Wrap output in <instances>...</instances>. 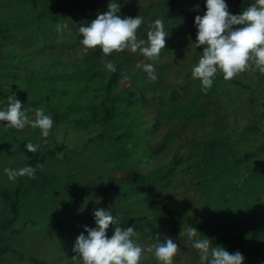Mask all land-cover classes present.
<instances>
[{"label": "rangeland", "instance_id": "obj_1", "mask_svg": "<svg viewBox=\"0 0 264 264\" xmlns=\"http://www.w3.org/2000/svg\"><path fill=\"white\" fill-rule=\"evenodd\" d=\"M166 1L0 0L1 25L48 22L40 31H18L0 52V107L14 93L30 117L39 108L53 119L46 137L0 122V227L16 216L0 232V248L9 249L0 264H82L73 245L87 235L85 226H96L97 209L137 232L135 243L145 249L140 264H159L154 247L146 249L167 238L178 246L174 264H200L189 227L212 246L239 251L244 264H264V74L252 66L225 81L218 71L202 91L192 69L204 48L195 46L194 18L206 12L205 0ZM251 1L226 3L239 14ZM113 3L121 18L142 17L138 39L147 41L152 22L163 21L169 35L158 58L83 51L79 27ZM4 35L0 46L10 41ZM25 51L45 54L33 72L18 54ZM145 63L152 73L142 70ZM28 142L38 145L35 176L9 181L4 169L28 166L20 149ZM100 183L107 189L94 188Z\"/></svg>", "mask_w": 264, "mask_h": 264}, {"label": "clouds", "instance_id": "obj_2", "mask_svg": "<svg viewBox=\"0 0 264 264\" xmlns=\"http://www.w3.org/2000/svg\"><path fill=\"white\" fill-rule=\"evenodd\" d=\"M206 12L203 16L194 18L197 29L196 48L203 45L198 63L192 69L194 78L199 79L201 90L206 92L214 83L218 71L223 79L229 81L239 73L254 66L264 74V0H255L239 14H232L228 10L226 0H205ZM117 3L108 7V11L78 29L80 44L87 53L90 49H99L108 56L113 52L128 50L139 52L145 58L155 60L161 50L165 49V39L169 35L165 31L163 21L159 18L152 22L147 33V41L137 38V29L142 24V17L121 18ZM241 26V27H234ZM66 25H57L61 31ZM105 67L115 71L111 61L105 62ZM147 73L154 71L151 63L142 65ZM152 79H155L153 76ZM5 107H0V122H7L5 128L13 127L22 130L25 126L38 128L41 136L46 137L53 126V119L43 109L34 110V118L28 115L29 110L22 108L21 101L13 93L6 100ZM30 152H35L38 145L28 142L25 145ZM9 181L17 177L34 178L35 169L25 166L19 169H4ZM95 227H84L73 245V252L78 255L82 264H140L145 249L135 243L136 233L133 227L121 229L117 218L109 210L97 209L93 212ZM113 225L111 237L106 235L109 225ZM194 227L186 230L188 239L192 240L193 248L199 251L200 264H244V257L239 252L229 253L223 246H212L208 237L200 238ZM159 264H174L178 246L167 238L157 241L146 251L152 252Z\"/></svg>", "mask_w": 264, "mask_h": 264}, {"label": "trees", "instance_id": "obj_3", "mask_svg": "<svg viewBox=\"0 0 264 264\" xmlns=\"http://www.w3.org/2000/svg\"><path fill=\"white\" fill-rule=\"evenodd\" d=\"M253 3H254V1H251L250 4L252 5ZM173 5H174V0H167L166 1V6L171 7ZM36 13H39V12H36ZM21 17H22V14L19 13L18 14V18L21 19ZM24 19L27 20L26 18H24ZM28 19H30V18H28ZM3 21H6V19L3 20ZM3 21L1 20L0 22H3ZM47 23L48 22H47L46 18H44V20H42L41 22H38V23H33L32 22V23L28 24L25 21V24H21V25L20 24H18V25L12 24V25L7 26V25H1V23H0L1 39H3V40L6 39L5 37H7V36L4 35L5 32L9 35V39H10V41L6 45L0 46V52H2L4 47L5 48L11 47L10 45H12V42H16L18 40V38H17V35L19 34L18 31H20L22 29L27 31V33L31 32V31H34V30L35 31H40V30H42V28L45 27V25H47ZM14 31H16L15 32L16 34L14 33ZM18 54L21 55L23 60H25L23 65L26 66L28 64L27 65L28 66V70L31 71V72H33V70L30 68V67L34 66L33 61H35L39 56L41 57L42 55H45V54L36 53L35 51H30V52L25 51V53L19 52ZM9 56H10V54L8 55V58H9ZM10 59H11V56H10ZM11 60H13V58ZM9 63H11V65L13 67L17 66V63L15 61H12V62H9ZM34 70H36V69H34ZM117 77H118L117 73H113L111 75V77H110V82H112V83L115 82L116 85H117V83H118L117 82L118 81ZM26 144L27 143L21 144L20 145V149L26 154L28 166L35 167L38 164L37 159H36V151L35 152L28 151L26 149V147H25ZM256 155H257L256 151L248 153L245 156V160H251V159L255 158ZM94 188L103 190V189H107V185L104 184V183H100V184L95 185ZM3 197L5 198L6 201L8 200V196L5 193H3ZM15 215H17V213H15ZM15 222H16V216L13 217L12 219H10L9 221H7V223H5L3 226H1L0 227V232L2 230L8 231L10 225H12ZM8 251H9V249L6 246L0 248V257L3 256ZM30 261H31L32 264H46L45 262L39 261L37 259H31Z\"/></svg>", "mask_w": 264, "mask_h": 264}]
</instances>
